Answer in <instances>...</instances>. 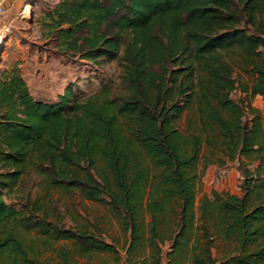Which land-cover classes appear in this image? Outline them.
<instances>
[{
    "label": "trees",
    "instance_id": "trees-1",
    "mask_svg": "<svg viewBox=\"0 0 264 264\" xmlns=\"http://www.w3.org/2000/svg\"><path fill=\"white\" fill-rule=\"evenodd\" d=\"M39 21L43 38L61 56L93 65L118 60L124 93L113 96L103 85L80 98L69 83L55 101L36 99L19 67L0 74V264H50L31 254L16 227L55 230L83 252L117 253L113 243L84 230L36 219V211L44 213L36 201L9 203L6 192L22 187L31 169L56 186L107 202L131 230V247L141 239L138 211L147 188L152 241L159 238L156 215L175 200L180 223L171 248L178 255L206 169L242 156L260 164L252 170L239 160L242 195L213 190L202 197L205 242L197 238L191 261L216 263L213 221L216 233L236 244L219 264H264V200L251 202L264 188V119L246 98L231 97L240 89L264 98V0H59L43 7ZM234 63L251 75L250 84H237ZM186 111L196 114L199 131L176 125ZM205 144L211 151L202 156ZM99 162L112 181L100 180Z\"/></svg>",
    "mask_w": 264,
    "mask_h": 264
},
{
    "label": "rangeland",
    "instance_id": "rangeland-1",
    "mask_svg": "<svg viewBox=\"0 0 264 264\" xmlns=\"http://www.w3.org/2000/svg\"><path fill=\"white\" fill-rule=\"evenodd\" d=\"M31 1L36 0H8L9 17H15L16 10H19L20 6H23L22 9H24V3ZM37 1L39 2V0ZM47 3L39 2L38 6H35L36 13L34 14L32 13L33 9L28 5L25 10V17L30 26L19 29L13 28L12 33L7 39H4L0 52V74L10 71L13 66L18 67L16 61H26V67L31 69L27 71L26 78L31 80V91L36 99L44 96L43 90L54 88V91L50 89L48 92V96L51 98L47 97L46 100L55 101L57 91L62 89L58 87L67 80L69 83H73L75 92L80 98L98 93L103 85L110 87L113 96L124 93L123 72L118 60L93 65L79 58L61 56L54 49L53 43L45 41L39 19L41 10L43 7H47ZM46 56L52 58L51 64L42 63L48 59ZM231 58L240 61L238 54H233ZM37 64L42 65L43 75L41 76L40 68H36ZM233 66V76L238 79L237 84L241 82L246 85L250 84L252 77L245 71V68L238 63H234ZM37 74L40 78L36 76ZM51 76L53 77L51 78L53 79L52 82L45 84ZM38 84H43V86H37ZM231 97L239 100V90L232 91ZM250 118L251 115L247 114L246 119L250 120ZM176 125L183 131H189L192 127L195 131L201 129L196 114L189 111L178 118ZM203 136L205 137L206 133H203ZM210 151L211 147L205 144L201 155L209 154ZM241 158L245 164L249 163L246 157L242 156ZM241 158H237L235 161L228 160L227 164L222 166L214 163L206 169L196 195L193 227L188 232L187 237L182 238L184 242L181 246L182 254L178 255H173L171 239L179 230V208L176 206L175 200L172 199L166 212L156 215L159 238L152 241L151 229L154 216L146 209L150 187L147 188L148 193L138 211L141 239L133 247H131V230L126 228L123 217L115 214L107 202L90 200L84 196L79 188L56 186L45 175L37 173L34 169L25 175L22 187L6 192L5 196L9 203H14L17 206H20L23 201H36L44 209V213L36 211V219L45 218L51 226L62 229L84 230L99 239L113 243L117 249V253L96 250L83 252L74 239L59 238L55 230L46 234L41 227L30 229L16 227V233H19V236L28 246L33 247L34 251L31 254L44 262L50 264H196L191 261L192 252L195 250L194 245L198 237H200L202 244L205 242L202 238L204 230L200 213L201 199L205 195L211 196L212 191L216 188L221 193H226V189H230L227 188L228 184L233 185L234 191L239 195L243 194L241 189L243 173L239 168ZM202 165L203 160L201 159L197 167H194L195 172L200 173ZM98 167L104 169L103 172H100V180L106 178L112 181V175L105 169L104 163L99 162ZM233 169L235 172L229 175ZM156 172L157 169L151 166V178H154ZM263 175L261 174L259 179L264 178ZM218 182L222 184L218 186L219 188L217 187ZM263 200L264 188L256 189L251 202L258 203ZM215 225L216 223L213 221L208 223L213 239L212 256L216 260L215 264H219L231 256L236 249V244L217 234Z\"/></svg>",
    "mask_w": 264,
    "mask_h": 264
},
{
    "label": "crops",
    "instance_id": "crops-1",
    "mask_svg": "<svg viewBox=\"0 0 264 264\" xmlns=\"http://www.w3.org/2000/svg\"><path fill=\"white\" fill-rule=\"evenodd\" d=\"M39 2H41V3H44V4H46L47 2V6L48 5H53V4H56V3H58L59 2V0H39ZM37 0L36 1H31V2H26V3H24V5H25V9H26V7L28 6V5H30V7L33 9V11H32V13L34 14V13H36V7L35 6H38V3H39ZM22 7L23 6H20V8H19V10H16V12H17V14L15 15V17H9V10L7 11V13H6V15H4V17L3 18H1L0 19V22H2V21H4V22H10L11 23V25L13 26V28H22V27H26V26H30V23H28V20L26 19V17H25V12H24V14L22 15L21 13H22ZM35 23V22H34ZM16 25V26H15ZM42 32H43V30H42ZM46 58H48V59H45V61H43L42 63H44V64H51V61L50 60H52V58H49L48 56H46ZM55 60V59H54ZM16 64L18 65V67L20 68V70H21V72H22V75L24 76V78H25V80H26V82H27V84H28V86H29V88H30V90H31V86H30V82H31V80H29V79H27L26 77V75H27V71L28 70H31V69H28V67H26L27 66V62L25 61H16ZM42 65H36V68H40V76L41 75H43L42 74V72H43V68L41 67ZM36 73V72H35ZM36 76H38V74L36 75ZM39 77V76H38ZM40 78V77H39ZM51 78H53L52 76L50 77V79H48L47 80V82L45 83V84H49V83H51L52 82V80L53 79H51ZM69 84V80H67L65 83L63 82V84H61V86H59L58 88L60 89V88H62L61 90H59V91H57V93H56V95H55V99L57 100V98H58V95H60V94H62L63 92H64V89H65V87L67 86ZM37 86H43V84H38ZM40 87V88H41ZM51 90H53L54 91V88H50ZM50 89L49 88H47V89H45V90H47V91H45V90H43L45 93H44V96L43 97H40L39 99H45L46 100V98L47 97H49L48 96V92L50 91ZM31 93H32V95L34 96V93L31 91ZM43 93V92H42ZM239 93H240V97H242V98H246V102H250L251 103V105L253 106V107H255V108H257V109H259L260 110V112H261V115L263 116V118H264V98H263V96H261V95H256V96H251L250 94L247 96V92H243L242 90H240L239 89ZM49 98H51V97H49ZM242 159V158H241ZM243 160V159H242ZM244 161V160H243ZM249 163H250V161H249ZM260 164V161H255V162H253V163H250L249 164V168L250 169H254V168H256L258 165ZM209 170V169H208ZM238 173H239V171L238 170H236ZM232 172H235V169H233L232 171H230L229 172V175L232 173ZM263 177H264V175H263ZM220 182H218V184H217V187L218 186H220ZM222 185V184H221ZM219 188V187H218ZM227 188H230V189H226V192H229V193H231V194H237V195H239L237 192H235L234 191V188H233V185H231V184H228L227 185ZM216 191H218V192H221V191H219V189H215ZM230 190V191H229Z\"/></svg>",
    "mask_w": 264,
    "mask_h": 264
},
{
    "label": "built area",
    "instance_id": "built-area-1",
    "mask_svg": "<svg viewBox=\"0 0 264 264\" xmlns=\"http://www.w3.org/2000/svg\"><path fill=\"white\" fill-rule=\"evenodd\" d=\"M7 3L8 0H0V19L4 17L7 13ZM25 12V8L22 10V15ZM13 26L10 22H0V52L2 48V44L4 42V39H7V37L12 33Z\"/></svg>",
    "mask_w": 264,
    "mask_h": 264
},
{
    "label": "bare ground",
    "instance_id": "bare-ground-1",
    "mask_svg": "<svg viewBox=\"0 0 264 264\" xmlns=\"http://www.w3.org/2000/svg\"><path fill=\"white\" fill-rule=\"evenodd\" d=\"M29 6H30V5H29ZM26 9H27V7H26ZM26 9H25V10H26ZM0 43H2V42H0Z\"/></svg>",
    "mask_w": 264,
    "mask_h": 264
}]
</instances>
